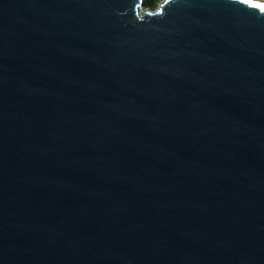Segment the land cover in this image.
Masks as SVG:
<instances>
[{
	"label": "water",
	"instance_id": "1",
	"mask_svg": "<svg viewBox=\"0 0 264 264\" xmlns=\"http://www.w3.org/2000/svg\"><path fill=\"white\" fill-rule=\"evenodd\" d=\"M0 0V264H264V2Z\"/></svg>",
	"mask_w": 264,
	"mask_h": 264
},
{
	"label": "rangeland",
	"instance_id": "2",
	"mask_svg": "<svg viewBox=\"0 0 264 264\" xmlns=\"http://www.w3.org/2000/svg\"><path fill=\"white\" fill-rule=\"evenodd\" d=\"M144 1L148 3L147 6L144 5L145 9L155 10L158 8V6L163 0H144Z\"/></svg>",
	"mask_w": 264,
	"mask_h": 264
},
{
	"label": "trees",
	"instance_id": "3",
	"mask_svg": "<svg viewBox=\"0 0 264 264\" xmlns=\"http://www.w3.org/2000/svg\"><path fill=\"white\" fill-rule=\"evenodd\" d=\"M144 2H145V1H144ZM147 4H148V3H147V2H145V4H144V5H146V6H147Z\"/></svg>",
	"mask_w": 264,
	"mask_h": 264
},
{
	"label": "bare ground",
	"instance_id": "4",
	"mask_svg": "<svg viewBox=\"0 0 264 264\" xmlns=\"http://www.w3.org/2000/svg\"><path fill=\"white\" fill-rule=\"evenodd\" d=\"M259 1H262V2H264V0H259Z\"/></svg>",
	"mask_w": 264,
	"mask_h": 264
}]
</instances>
